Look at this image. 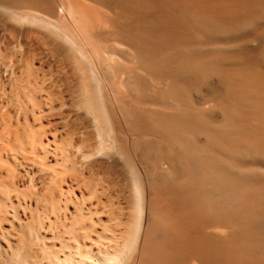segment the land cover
Masks as SVG:
<instances>
[{
    "label": "bare ground",
    "instance_id": "1",
    "mask_svg": "<svg viewBox=\"0 0 264 264\" xmlns=\"http://www.w3.org/2000/svg\"><path fill=\"white\" fill-rule=\"evenodd\" d=\"M0 264H264V0H0Z\"/></svg>",
    "mask_w": 264,
    "mask_h": 264
},
{
    "label": "rangeland",
    "instance_id": "2",
    "mask_svg": "<svg viewBox=\"0 0 264 264\" xmlns=\"http://www.w3.org/2000/svg\"><path fill=\"white\" fill-rule=\"evenodd\" d=\"M29 36H30V35H29ZM37 41H38V40H37ZM37 41H36V42H37ZM36 45L40 46V44H39L38 42H37V44H36ZM51 60H52V59H51ZM56 64H57V63H56Z\"/></svg>",
    "mask_w": 264,
    "mask_h": 264
}]
</instances>
